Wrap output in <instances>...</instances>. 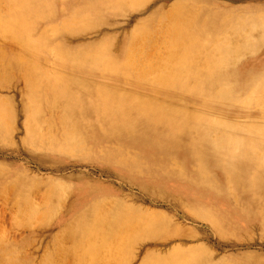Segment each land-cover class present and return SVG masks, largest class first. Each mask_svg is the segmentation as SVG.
<instances>
[{
    "label": "bare ground",
    "instance_id": "6f19581e",
    "mask_svg": "<svg viewBox=\"0 0 264 264\" xmlns=\"http://www.w3.org/2000/svg\"><path fill=\"white\" fill-rule=\"evenodd\" d=\"M119 1L86 0L72 16L87 19L105 11L102 5L110 9L119 6ZM48 3L14 0L7 19H0V31L11 34L26 52L38 49L42 41H49L48 28L40 31L38 39L32 37L36 28L32 18L43 16ZM201 12L182 2L172 7L169 26L164 28L167 56L156 67L149 58L140 63L139 53L112 51V37L91 49H64L59 44L60 50L50 49L52 57L66 61L62 65L66 70L44 73L34 62L17 60L26 92V141L31 140L40 152L77 155L89 161L74 165L61 160L55 167L58 172L94 167L97 176L108 178L96 181L71 174L68 178L79 183L75 187L51 177L34 182L45 188L38 194L46 208L40 214L50 217L63 206L60 220L71 217L63 229L76 245H92L88 255L96 253L93 248L98 242L115 248L170 224L166 216L110 193L111 182L118 184L119 192L136 190L139 195L133 200L154 198L175 209L210 210L216 198L235 215L252 214L264 231V53L263 62L254 66L244 63L238 69L235 65L264 42V11H247L234 20L229 14L223 19L200 17ZM149 31L145 26L144 32ZM129 46L123 43L119 49ZM92 70L106 72L109 81L121 76L128 87L80 78L91 77L87 73ZM229 103L255 107L254 116L263 119L236 123L230 121L234 111L213 115ZM11 112L0 99L2 133L3 119ZM44 155L47 165L55 162ZM67 194L71 199L64 203ZM35 203L30 204L31 214H39ZM182 238L177 236L180 242ZM175 246L168 256L162 248H145L138 264H222L199 245ZM248 261L243 264H264V258Z\"/></svg>",
    "mask_w": 264,
    "mask_h": 264
},
{
    "label": "rangeland",
    "instance_id": "374dc122",
    "mask_svg": "<svg viewBox=\"0 0 264 264\" xmlns=\"http://www.w3.org/2000/svg\"><path fill=\"white\" fill-rule=\"evenodd\" d=\"M181 2L199 9L202 11L200 17L205 18L218 16L223 19L229 14L234 20L247 11H264V0H120L119 6L106 9L102 5L100 8L105 11L101 14L83 19L79 16L73 17L72 14L85 5L86 0H49L48 7L44 9L45 14L34 15L32 18L36 27L32 37L37 38L40 31L48 28L45 33L49 41H42L38 49L26 52L11 34L0 31V99L12 111L11 116L3 119L8 131L5 127L3 133L0 131V264H138L145 248H162L161 252L165 251L164 256H168L173 254V248L179 243L199 245L207 255L219 259L222 264H243L245 261L249 263L248 259L253 257L264 258V231L258 220L246 212H238V215H235L231 207L216 198L213 199L210 210L206 207L175 209L167 202L154 198L133 200V197L139 195L136 190L124 188L119 192L116 190L118 184L111 182L114 187L108 189L110 193L124 197L127 202L131 201L134 206L143 210L166 216L170 224L166 229L140 235L139 238H133L115 248L98 242L94 244V255H88L92 249L91 244L85 242L76 245L74 239H71L72 235L63 229L62 224L71 218L60 220L63 206L56 209V213L50 217L40 214L46 208L41 205L43 202L39 200L38 194L45 188L43 184H34L38 179L51 177L61 180L67 187H75L79 186V183L68 178L71 174L96 181L108 178L97 176L92 170L94 167L75 166L58 172L55 167L61 164V160L74 165L89 161L77 155L66 157L57 152H40L34 148L31 140L26 141L23 113L26 92L20 79L21 71L16 67L17 60L34 62L44 73H50L51 69L66 70V67L62 66L66 61L52 57L50 49H59L58 44L64 49H91L107 37H112V51L118 54L121 51L124 54L126 50L131 54L139 53L140 63L149 58L156 67L163 62L164 56H167V49L164 48L167 34L164 33V28L169 26L171 9ZM14 6V0H0V19H7ZM225 18L230 19L229 16ZM145 26H149V33L144 32ZM128 42L129 49H119L120 45L125 43L127 46ZM263 53L264 42L255 53L241 56L235 65L238 69L244 63L247 67L254 66L263 62ZM106 75V72L92 70L87 73V76L92 78H86L85 75L80 78L93 79L99 84L127 86L123 77L109 81ZM138 91L150 93L146 89ZM232 103L227 106L223 104L222 110L213 115H225L234 111L231 116L234 120L230 121L236 123L247 119H263L254 116L257 108H247L248 106L239 104L231 106ZM44 154H49L55 162L47 165L46 160L42 158ZM33 157H39V160ZM212 174L217 175L216 172ZM69 196L71 195L67 194L64 203L71 199ZM35 202L40 204H37L39 214H31L28 211L30 204ZM49 204L50 202L48 206ZM214 220L216 226L213 225ZM177 236L184 238L180 242Z\"/></svg>",
    "mask_w": 264,
    "mask_h": 264
}]
</instances>
